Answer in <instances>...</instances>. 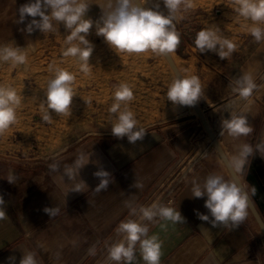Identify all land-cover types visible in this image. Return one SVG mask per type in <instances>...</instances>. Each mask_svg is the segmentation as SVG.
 <instances>
[{
    "label": "crops",
    "instance_id": "0c3cea01",
    "mask_svg": "<svg viewBox=\"0 0 264 264\" xmlns=\"http://www.w3.org/2000/svg\"><path fill=\"white\" fill-rule=\"evenodd\" d=\"M28 2L0 0V21L14 30L0 28L4 34L0 46L24 48L28 58L26 69L24 66L13 69L10 64L0 62V86L10 85L23 97L17 109L18 122L0 135V196L6 205V218L0 220V264H19L25 251L36 253L38 264H94L102 247L117 238L118 224L130 218L125 201L145 206L159 192L155 201L177 207L185 218L183 224H169L167 231L158 224L150 227L149 235L158 234L163 241L160 264H264V233L250 208L246 221L233 230L213 228L196 215V212L208 214L204 207L206 197H190L188 180L210 173L222 174L227 179L224 172L202 163L196 166L193 157L189 160L192 168L181 184L159 191L190 156L192 136L200 125L191 107L173 106L166 101L168 81L163 76L149 75L143 81L146 88L143 100L150 105L142 107V116L136 118L137 126L146 132L143 140L135 144H130L126 137L117 139L111 134L114 122L99 124L100 112L109 115L110 107L100 109L99 92H91L84 100L82 74L75 75L76 96L71 115L54 114L51 123L41 120L40 100L47 79L53 75L49 65L66 67L68 58L62 56V51L68 33L62 24L53 33L24 31L32 18L18 23V9ZM209 3L210 0H194L195 7L204 11ZM218 13L223 25L217 26L208 10L194 27L180 21L177 24L180 44L175 52L181 75L198 76L204 87V95L197 104L212 130L208 110L220 106L221 101L232 95L231 92L220 96L227 88L231 89L230 82L223 77L235 78L244 73L241 67L234 74L235 69L228 65L241 56L243 62L251 63L258 57L260 46L247 31L250 22L236 16L229 5ZM213 24L224 36L235 35L228 37L237 45L228 60L212 52L199 53L194 46L196 33ZM90 35L91 30L89 41ZM73 64L79 67L75 61ZM81 153L91 154L90 162L80 171L88 189L66 195L71 184H66L67 178L62 182L60 173L50 171L49 165L58 163L63 168ZM101 168L111 173L113 183L107 191L95 193L99 179L93 173ZM246 169L249 175L243 183L255 189L250 199L264 222V211L258 205L259 201L264 203V162L251 159ZM10 171L17 176L15 184L6 180ZM135 181L143 187H133ZM45 207H59L60 212L51 218L43 211ZM93 246L95 256L88 252ZM9 257H15L14 262ZM138 264H143L139 258Z\"/></svg>",
    "mask_w": 264,
    "mask_h": 264
},
{
    "label": "clouds",
    "instance_id": "9594fccd",
    "mask_svg": "<svg viewBox=\"0 0 264 264\" xmlns=\"http://www.w3.org/2000/svg\"><path fill=\"white\" fill-rule=\"evenodd\" d=\"M89 5L88 0H29L19 7L17 22L22 23L26 17H31L24 29L29 34L35 30L43 34L57 32L58 26L62 24L68 33L63 41L65 47L62 56L72 58L78 64L79 71L89 76L93 67L89 59L94 45L87 36L93 27L96 35L103 37L104 42L117 55H141L150 52L171 60L180 44L177 24L186 19V14L195 7L194 0H107L99 20L93 22L86 18ZM229 5L236 16L250 22L247 31L254 40L258 43L264 42V27H261L264 25V0H229ZM194 46L197 52H212L222 60H228L237 49V45L226 38L216 26L199 30ZM0 62L10 64L13 69L20 66L26 69L27 52L17 46H0ZM49 71L53 75L47 79L43 98L40 100V118L45 123H51L54 114L70 116L73 97L76 96L73 88L76 76L72 72L52 64L49 65ZM229 86L232 93L244 103L228 119L221 121L220 136L235 142L248 137L254 131L247 116L251 110L250 98L258 90V85L251 72H244L233 78ZM203 90L198 76H182L177 72L167 86L166 101L173 106H195L203 97ZM113 97L114 102L108 110L114 120L111 134L117 139L126 137L130 144L143 140L146 130L137 126L138 121L129 107V103L135 98L132 88L122 82L115 86ZM22 99V95L12 86H0V135L18 122L17 109L21 106ZM88 103H91L90 99ZM254 152L264 153V142L256 145L247 142L233 143L231 153L224 154L219 151L222 167L228 171L229 178L226 179L219 173H210L203 178L188 180L190 197H206L204 207L208 214L196 212L201 221L207 222L213 228L226 230H233L246 221L250 196L254 195L255 189H249L241 182V178L245 174L249 157ZM90 155L81 153L70 165L63 168L58 163L49 165L50 171L60 173L62 182L65 183L67 178L66 184H71L66 195L69 192L84 193L88 189L85 181L80 178V171L90 162ZM93 176L99 179L93 190L95 193L107 191L109 184L113 183L111 173L102 168L94 172ZM6 180L15 184L17 176L10 171ZM132 186L143 187L136 181ZM125 206L129 209L130 218L121 221L116 227L118 239L106 245V260L110 264H138L139 258L143 264H160L163 241L158 234L149 235L150 227L158 224L161 230L167 231L169 224H183L185 218L177 207H171L159 200L148 206L125 201ZM5 207L3 196H0V220L6 218ZM43 211L53 218L59 214L60 209L45 207ZM204 230L208 232L207 229ZM88 252L95 256V246L89 248ZM8 259L14 262L15 257ZM19 264H38L36 253L23 252Z\"/></svg>",
    "mask_w": 264,
    "mask_h": 264
},
{
    "label": "rangeland",
    "instance_id": "374dc122",
    "mask_svg": "<svg viewBox=\"0 0 264 264\" xmlns=\"http://www.w3.org/2000/svg\"><path fill=\"white\" fill-rule=\"evenodd\" d=\"M90 3L89 9L86 13V18H90L93 22L99 20L103 7L106 5L107 0H88ZM229 5V0H210L209 6L207 7L206 11L211 13V15L215 18V23L217 26L223 25L224 21L217 18V15L220 9L226 10L227 6ZM151 6V5H146ZM230 6V5H229ZM161 9L163 10V6L161 4ZM196 13L186 14V19L182 20L185 23H189L191 27L197 25L201 15L206 11L201 10L197 7H194ZM55 23V22H54ZM9 27L11 29H7L8 31L14 32L13 28L10 24H5L0 21V28L2 27ZM61 26V25H59ZM212 26H215L214 24ZM91 30L92 35H90L91 43L94 45V50L92 55L89 59V63L93 66L91 75L85 76L83 73L79 71V67H75L73 64L74 60L72 58L67 59L66 67L63 69L72 72L74 75L82 74V93L84 100L90 97L91 92H95L98 94L99 92V99L98 102L100 109L104 110V107L108 105L111 107V104L114 102L113 93L115 91V86H118L120 83H127L133 90L134 93V100L129 103L130 109L137 111L138 113H134L135 118H139L142 115L140 114L141 110L149 107L150 104H146L144 102V94L146 93L145 88V81L146 76L149 75H161L163 79H166L167 86L171 83L174 73L170 68L168 62L164 57L156 56L150 52L144 53L141 55H128V54H119L117 55L113 52L108 45L104 42L103 37H99L96 35L95 28L93 27ZM4 34L0 33V38H3ZM235 37V35L225 36L228 37ZM233 39V38H228ZM254 43V41H253ZM256 43V42H255ZM258 43V42H257ZM259 52L258 57L250 62H243L242 56L235 60V63H230L228 68H234L235 73L237 74L238 70L243 67L244 72H251L254 75L255 82L258 85V90L253 94L250 98L251 100V110L248 113L247 119L248 123L253 127L254 131L251 135L246 138H242L241 141H229L224 136H220L221 130V121L223 119H228L230 114L237 110L239 107L242 106L244 103L239 99V97L233 93H231V89L227 88L226 92L220 93V96H224L225 94L231 93L232 95L228 97L226 100L221 101L220 106L214 107L209 109V121L212 125L214 130V134L216 136L217 141L220 144V147L224 151L225 154H229L233 150V143H241L247 142L252 145H256L259 143L264 142V42H259ZM172 59L174 60L175 64H179V59L175 56V53L172 54ZM238 61V62H237ZM93 63V64H92ZM236 65V66H235ZM231 73V72H230ZM229 74V73H228ZM243 74L242 72L239 73L238 76ZM234 75L227 76L223 79L231 82ZM235 76V77H238ZM167 77V78H165ZM229 86V85H228ZM76 84L73 83V88L75 89ZM89 100V99H88ZM144 107V108H142ZM192 107V106H191ZM155 110V106L152 108ZM192 110V109H191ZM147 111V109H146ZM146 115V113H145ZM144 116V115H143ZM89 117V116H86ZM197 117V116H196ZM89 119V118H88ZM99 124H105L106 122L113 123L114 120L112 116L102 114L100 112L98 116ZM196 122L200 123L198 127L195 128L192 140V146L190 151V156L186 160L184 164H182L178 170L174 174L171 180L165 182L162 188L159 190H163L169 187H177L181 184L182 180H184L187 175L189 174V170L192 168L191 158L195 157L196 166L202 163L203 165H209L216 171H222L228 176V171L222 167L219 152L216 149L214 143L211 141L210 136L206 129L203 127L202 123L198 118H196ZM212 130V131H213ZM207 153V155H206ZM251 159L255 160H262L264 162V153L254 152L251 157H249V162ZM248 162V163H249ZM248 165V164H247ZM246 165V167H247ZM249 175L247 173V169L245 168V174L243 178H241L242 183L245 177ZM173 189V188H171ZM160 193V192H159ZM159 193L155 196L154 200H151L145 206L150 205L152 202L156 200L159 196ZM118 237L115 239V241ZM113 241V242H115ZM111 243V242H110ZM106 245L105 244L102 249L100 250V255L97 261L94 264H110L106 260L107 252H106Z\"/></svg>",
    "mask_w": 264,
    "mask_h": 264
},
{
    "label": "water",
    "instance_id": "95a60500",
    "mask_svg": "<svg viewBox=\"0 0 264 264\" xmlns=\"http://www.w3.org/2000/svg\"><path fill=\"white\" fill-rule=\"evenodd\" d=\"M166 61L168 62L169 66H170V68L172 69V71H173L174 74H176V73L178 72V73L181 75V73H180V71H179L177 65L175 64L174 60L172 59V57H171V60H170L169 58L166 57ZM193 107H194L195 111L197 112V114H198V116H199V118H200V120H201V122H202V125L206 128L208 134L210 135L211 139L213 140L216 149L218 150V152H219V151H222L221 147H220L219 144L216 142L213 133L208 129V126H207V124H206V121H205V119H204V116H203V114H202V112H201L200 107L198 106V104H196V105L193 106ZM222 152H223V151H222ZM258 205H259V207L262 208V210L264 211V203H262V202L259 201V202H258ZM249 208H250V210L252 211L254 217L256 218V220H257V222H258L260 228L262 229V231H263V233H264V222L262 221V219H261V215L259 214V212L257 211V209L254 207V205H253L251 199H250V207H249Z\"/></svg>",
    "mask_w": 264,
    "mask_h": 264
},
{
    "label": "bare ground",
    "instance_id": "6f19581e",
    "mask_svg": "<svg viewBox=\"0 0 264 264\" xmlns=\"http://www.w3.org/2000/svg\"><path fill=\"white\" fill-rule=\"evenodd\" d=\"M191 109H192V112H195V114L198 116V114H197V112L195 111V109H194V107L192 106L191 107ZM202 112V111H201ZM203 114V113H202ZM203 116H204V114H203ZM198 118H199V116H198ZM200 119V118H199ZM204 119H205V121H206V124H207V126H208V129L213 133V135H214V137H215V140H216V142L219 144V142L217 141V139H216V136H215V134H214V132L212 131V129H211V127H210V125H209V123H208V121L206 120V118H205V116H204ZM201 121V120H200ZM202 123V122H201ZM204 127V126H203ZM205 128V127H204ZM206 129V128H205ZM207 131V130H206ZM210 136V135H209ZM210 139H211V137H210ZM211 141L213 142V140L211 139ZM214 143V142H213ZM219 146H220V144H219ZM222 149V148H221ZM223 151V150H222ZM223 153H224V151H223ZM225 154V153H224Z\"/></svg>",
    "mask_w": 264,
    "mask_h": 264
},
{
    "label": "built area",
    "instance_id": "2783aa9c",
    "mask_svg": "<svg viewBox=\"0 0 264 264\" xmlns=\"http://www.w3.org/2000/svg\"><path fill=\"white\" fill-rule=\"evenodd\" d=\"M190 13H191V14H195L196 12H195L194 10H191Z\"/></svg>",
    "mask_w": 264,
    "mask_h": 264
}]
</instances>
